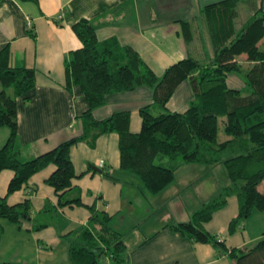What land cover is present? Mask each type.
Wrapping results in <instances>:
<instances>
[{
	"label": "crops",
	"instance_id": "1",
	"mask_svg": "<svg viewBox=\"0 0 264 264\" xmlns=\"http://www.w3.org/2000/svg\"><path fill=\"white\" fill-rule=\"evenodd\" d=\"M214 1L217 0H0V47L8 44L11 65L35 69V85L29 92L30 98H17L15 145L20 158L28 159L82 133L80 115L88 103L78 85L66 87L64 68L69 51L81 45L72 29L73 22L82 17L89 19L95 26L98 39L115 37L121 44L132 46L160 75L169 64L187 55L202 61L211 56L213 46L209 39L208 48L202 41L195 43L193 28L196 19H203L202 6ZM250 1L254 5L259 2ZM245 2L239 0L238 5ZM238 15L239 9L236 22L240 26L245 22L238 19ZM182 20L189 21L192 37L188 41L183 36ZM238 59L246 65L244 53ZM191 97L190 82L184 79L175 87L166 107L183 111ZM142 106L152 112L161 110L153 103V91L148 85L107 93L104 104L94 108L92 115L102 119L114 111L128 110L129 129L137 132L141 127L139 109ZM8 134L9 128L0 126V146ZM70 157L76 173L81 174L72 179V188L65 192V196L72 197L79 192L84 204H57L53 187L45 182L55 168L52 163L34 172L26 183L11 193H7V185L14 172L9 168L0 170V195L6 196L10 204L29 198L31 205L30 216L17 222L0 219V264H70L68 245L74 238L70 231L88 223L90 210L87 205L110 214V226L122 233L124 262L127 264H234L227 254H217L210 243L193 241L167 225L188 220L194 210L212 197L213 187L208 184L202 189V178L186 171L198 168L208 172L210 164L207 167L201 163L190 169L184 166L194 162L184 163L177 170L187 169L182 173L175 172L174 179L164 189L147 197L144 193L147 214L152 216L154 203L160 204V209L166 205L167 210L163 218L155 221L152 216L149 221L144 219L146 214L139 218L127 190L126 185L132 183L134 177L120 168L117 132L101 133L93 144L83 139L76 141L70 146ZM188 185L197 191L193 200L189 194L182 195V192L188 193ZM229 199L237 211V196L231 194L204 223L208 231L217 235L222 231L213 228L215 216L222 217L223 226L228 230L229 217L225 218V214L229 215V212L225 208ZM254 214L260 215L263 223L250 230L247 218ZM37 223L45 224L34 228ZM240 234L231 243L225 237L221 238L228 247L252 246L264 236V210H253L246 217L245 232ZM110 260L105 257L104 264H119Z\"/></svg>",
	"mask_w": 264,
	"mask_h": 264
},
{
	"label": "trees",
	"instance_id": "2",
	"mask_svg": "<svg viewBox=\"0 0 264 264\" xmlns=\"http://www.w3.org/2000/svg\"><path fill=\"white\" fill-rule=\"evenodd\" d=\"M238 2L217 0L203 5L200 12L208 26L213 53L204 61L192 55L182 57L160 75L132 46L121 44L115 37L98 39L89 19H77L72 29L81 45L69 51L64 68L66 87L78 85L88 103L80 115L82 133L24 160L15 145L17 98H30L35 69L11 65L8 44L1 46L0 126H7L9 134L0 146V170L9 168L14 172L7 193L19 189L34 172L52 163L55 168L45 182L53 187L57 204H84L79 192L65 196L72 188V179L81 174L74 169L70 146L82 139L93 144L99 134L115 131L120 168L139 176L150 194L170 184L176 169L184 163H223L229 184L194 210L188 220L167 225L193 241L210 243L217 254L234 259V264H264V236L249 247H228L224 239L204 226L231 194L237 196L238 211L229 220L230 232L253 210H264V188L259 187L264 179V0H259L252 9V17L240 26L236 22ZM181 22L188 41L192 37L189 21ZM242 53L247 65L238 59ZM231 74L242 76L248 87L245 94L229 83ZM184 79L189 80L192 88L188 106L183 111L169 110L166 103ZM140 85L152 88L153 103L161 110L153 113L147 106L140 107L139 131H130L128 110L114 111L102 119L92 115L94 108L104 104L107 93ZM220 124L225 134L221 139ZM165 157L167 161L163 160ZM155 158L163 161L156 163ZM87 206L88 223L70 231L74 234L68 245L70 264H104L101 256L124 264L125 243L122 233L110 226V214L94 205ZM30 212L29 198L10 204L6 196L0 195V219L17 222L30 216ZM44 224L37 223L34 228ZM1 228L0 223V232Z\"/></svg>",
	"mask_w": 264,
	"mask_h": 264
},
{
	"label": "rangeland",
	"instance_id": "3",
	"mask_svg": "<svg viewBox=\"0 0 264 264\" xmlns=\"http://www.w3.org/2000/svg\"><path fill=\"white\" fill-rule=\"evenodd\" d=\"M254 8H256V7L254 4L251 3L250 0H246L245 3L239 4L238 5L239 15L237 18L240 20L244 19V22H246L249 18L252 17V14H253L252 9H254ZM193 34H194L195 43L197 41H199V42L202 41L205 44V47L207 46V48H208V39H209L210 44H212L210 34H209V30H208V26H207V23H206V20L204 17H203V19H200V20L196 19V21L194 22ZM246 65H247V62H246ZM228 79H229V83L231 85H234V86L240 88L242 94H245L247 92L248 87H247L246 83L244 82L242 76L237 75V74H231V75H229ZM157 112H159V110H157L156 112L153 111V113H157ZM218 135H219L220 139L225 137V134L222 130L221 124L219 125ZM167 159L168 158L165 157L163 160L167 161ZM163 160L155 158L154 161L157 163V162H160ZM190 163H193V162H190ZM195 165H197V166H195ZM198 165H201V163L200 164H197V163L188 164V166H184V167L192 169L194 167H198ZM202 165H206L208 167L207 164H202ZM210 167H211V169L208 172L204 171V170L199 171L198 168L195 170H186L187 168H182V170L176 169L177 171H175V172L179 173V171H181L180 173H182L184 170H186V171L191 172V175H193V176L197 175L196 178H198V177L202 178L200 181L201 185H202V189L205 187V185L208 186V184H209L213 187L211 189V194L214 193L213 195H215L220 190L223 189V187L225 186L224 184H226V182H229V176L227 174V171H226L224 164L221 162H218V163L212 164V165L210 164ZM126 173H128L129 175L134 177V180L132 179V181H131L132 183H130L129 185H126V186H127V190L130 192L131 197L133 199V204L136 207V210L138 211L137 213L140 214L139 218H141L143 215L146 214L144 219L151 221L152 216H153L155 221H158L160 218H163L164 216H166V213H167V210H165L166 205H163L162 209H160L161 208L160 204H156V203L153 204L154 212H153V214H151L152 216H150V214H147V212L149 210H145L144 207H147L146 197L148 196V194L150 195V193H147L145 191L144 185H143L141 179L139 178V176H137L135 173H132L129 171H127ZM214 186L216 187V189H214L215 188ZM259 187L264 188V179L259 184ZM186 188L188 189V190H186L188 193L186 194V192H182L183 193L182 195L185 197L186 195L189 194L191 196L190 200H193L194 198H196V195H197L196 192L197 191H195L193 189V186L188 185V186H186ZM199 192L201 193V190H199ZM144 193L147 194L146 197H145ZM213 195H212V197H213ZM232 197H235V196L233 195ZM230 201L231 200L229 199L228 207L226 206V208H225V210L226 209L228 210L229 215L225 214V218L229 217L231 219L233 216H235L237 214L238 209H237V211H235V208L232 207V204H231L232 202H230ZM231 207H232V209H231ZM254 211H257V210H254ZM259 216L260 215H258V214H254L253 216H249L247 218V223H248L247 228L248 229H250V230L256 229V228H259V226H261V224L263 223V219ZM229 218H228V222L230 220ZM244 223H245V228H243ZM212 224H213V228H217V230H220V228H221L222 231H218L221 234V235L219 234V236L223 237V238L225 237V239L230 243L232 242L233 239L239 238L241 236L240 232H242V231L245 232V230H246V218H243L240 221V223L237 225L236 229L233 232H230L229 230L225 229V226H223L224 222L222 223V217L221 216H219V217L215 216ZM230 259H232V258H230ZM100 260L102 262H105V257L101 256ZM110 261L114 262L113 260H110ZM232 262L234 263L235 260L232 259Z\"/></svg>",
	"mask_w": 264,
	"mask_h": 264
},
{
	"label": "built area",
	"instance_id": "4",
	"mask_svg": "<svg viewBox=\"0 0 264 264\" xmlns=\"http://www.w3.org/2000/svg\"><path fill=\"white\" fill-rule=\"evenodd\" d=\"M28 26H29V27L31 26V23H30V21H28Z\"/></svg>",
	"mask_w": 264,
	"mask_h": 264
},
{
	"label": "water",
	"instance_id": "5",
	"mask_svg": "<svg viewBox=\"0 0 264 264\" xmlns=\"http://www.w3.org/2000/svg\"><path fill=\"white\" fill-rule=\"evenodd\" d=\"M93 168H95V169H97V170L99 169V168H98V167H96V166H93Z\"/></svg>",
	"mask_w": 264,
	"mask_h": 264
}]
</instances>
